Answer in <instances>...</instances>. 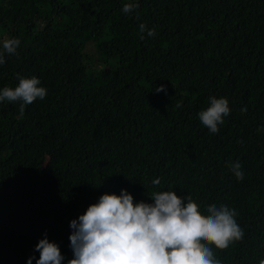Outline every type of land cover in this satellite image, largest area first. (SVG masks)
<instances>
[{"label": "trees", "instance_id": "16d2710c", "mask_svg": "<svg viewBox=\"0 0 264 264\" xmlns=\"http://www.w3.org/2000/svg\"><path fill=\"white\" fill-rule=\"evenodd\" d=\"M128 2L0 0V47L21 41L5 53L0 89L33 76L47 89L22 115L19 102H0V264H36L45 235L68 264L70 222L122 189L134 203L175 191L203 215L235 209L244 237L211 245L214 256L260 264L264 0H136L130 15ZM211 96L231 109L216 134L198 116ZM237 161L242 181L229 167Z\"/></svg>", "mask_w": 264, "mask_h": 264}, {"label": "clouds", "instance_id": "9594fccd", "mask_svg": "<svg viewBox=\"0 0 264 264\" xmlns=\"http://www.w3.org/2000/svg\"><path fill=\"white\" fill-rule=\"evenodd\" d=\"M138 8L139 3L130 0L122 11L130 15ZM139 31L141 34L147 31L149 37L156 35L155 28L148 29L144 23L139 25ZM20 43L15 37L2 41L0 65L5 63V53L17 54ZM18 79L16 87L0 89V102H19L22 115L26 105L47 96V89L40 86L41 81L35 76ZM154 90L157 93L167 91L166 85ZM230 111L226 97L211 96L209 107L201 110L198 116L202 124L216 134ZM241 111L246 112L247 108ZM262 130L264 127L257 129ZM229 167L237 180L244 179L240 162L231 163ZM152 183L158 186L161 181L155 179ZM149 197L153 203H134L133 194L127 189L119 194L101 195L97 203L70 222L73 258L68 264H221L211 245L223 250L244 237L243 229L234 218L238 215L235 209L210 205L207 215H203L191 195L181 197L175 191H155ZM35 250L40 252L36 264H62L65 259L59 245L47 235ZM34 258L30 257L28 264ZM260 264H264V260Z\"/></svg>", "mask_w": 264, "mask_h": 264}, {"label": "rangeland", "instance_id": "374dc122", "mask_svg": "<svg viewBox=\"0 0 264 264\" xmlns=\"http://www.w3.org/2000/svg\"><path fill=\"white\" fill-rule=\"evenodd\" d=\"M89 50H90L91 53L95 54V52H94V50H93V48L91 46H89Z\"/></svg>", "mask_w": 264, "mask_h": 264}]
</instances>
